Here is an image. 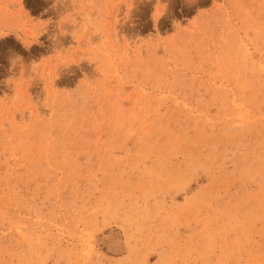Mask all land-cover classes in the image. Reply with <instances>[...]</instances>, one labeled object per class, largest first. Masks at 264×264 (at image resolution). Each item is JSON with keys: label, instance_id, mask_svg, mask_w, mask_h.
<instances>
[{"label": "rangeland", "instance_id": "rangeland-1", "mask_svg": "<svg viewBox=\"0 0 264 264\" xmlns=\"http://www.w3.org/2000/svg\"><path fill=\"white\" fill-rule=\"evenodd\" d=\"M0 264H264V0H0Z\"/></svg>", "mask_w": 264, "mask_h": 264}, {"label": "clouds", "instance_id": "clouds-1", "mask_svg": "<svg viewBox=\"0 0 264 264\" xmlns=\"http://www.w3.org/2000/svg\"><path fill=\"white\" fill-rule=\"evenodd\" d=\"M57 2H58V0H57ZM13 60H16V65H19L20 67H21V65L22 64H24V62H23V58L22 57H15V59H13ZM28 67H29V69H31V65H28Z\"/></svg>", "mask_w": 264, "mask_h": 264}, {"label": "bare ground", "instance_id": "bare-ground-1", "mask_svg": "<svg viewBox=\"0 0 264 264\" xmlns=\"http://www.w3.org/2000/svg\"><path fill=\"white\" fill-rule=\"evenodd\" d=\"M233 98H234V97H233ZM230 111H231V110H230ZM117 242H118V241H117ZM111 247H112V248H117V247H118V244H116V243H112V244H111ZM119 250H120V249H119Z\"/></svg>", "mask_w": 264, "mask_h": 264}]
</instances>
